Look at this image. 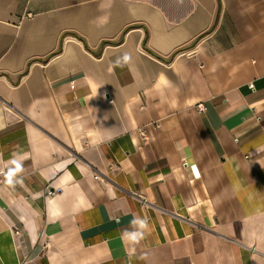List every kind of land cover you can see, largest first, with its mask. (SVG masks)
<instances>
[{"label": "crops", "instance_id": "1", "mask_svg": "<svg viewBox=\"0 0 264 264\" xmlns=\"http://www.w3.org/2000/svg\"><path fill=\"white\" fill-rule=\"evenodd\" d=\"M0 264H264V0H0Z\"/></svg>", "mask_w": 264, "mask_h": 264}, {"label": "clouds", "instance_id": "2", "mask_svg": "<svg viewBox=\"0 0 264 264\" xmlns=\"http://www.w3.org/2000/svg\"><path fill=\"white\" fill-rule=\"evenodd\" d=\"M178 2H182V0H178ZM131 61V55L129 53H125L122 57L117 58L114 61V66L116 67H124ZM12 163L15 165L13 169L10 170V174L7 177V183L10 186H15L16 184L23 185V176L20 175L24 172L22 162L13 159ZM134 226L135 230L128 231L125 230L124 235H126L130 242L133 245H139L142 240L145 239L146 230L149 229V221L147 218H134L131 222Z\"/></svg>", "mask_w": 264, "mask_h": 264}, {"label": "built area", "instance_id": "3", "mask_svg": "<svg viewBox=\"0 0 264 264\" xmlns=\"http://www.w3.org/2000/svg\"><path fill=\"white\" fill-rule=\"evenodd\" d=\"M196 109H197V112L198 113H201L203 110H204V107L202 104H198L196 105ZM139 135L142 137V138H145V132L144 130H139ZM53 193V190H51L50 188H47V192L46 194L47 195H51Z\"/></svg>", "mask_w": 264, "mask_h": 264}]
</instances>
